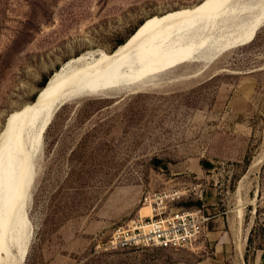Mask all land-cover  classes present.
Here are the masks:
<instances>
[{"label": "rangeland", "instance_id": "1", "mask_svg": "<svg viewBox=\"0 0 264 264\" xmlns=\"http://www.w3.org/2000/svg\"><path fill=\"white\" fill-rule=\"evenodd\" d=\"M201 1L0 0V134L64 63L112 52L150 18ZM242 6L202 39L244 23ZM199 68L182 65L155 73L145 91L85 95L56 110L41 138L19 264H264V25ZM198 200L212 218L195 250L98 249L144 205L169 215Z\"/></svg>", "mask_w": 264, "mask_h": 264}, {"label": "bare ground", "instance_id": "2", "mask_svg": "<svg viewBox=\"0 0 264 264\" xmlns=\"http://www.w3.org/2000/svg\"><path fill=\"white\" fill-rule=\"evenodd\" d=\"M240 5L250 14L244 23L227 35L202 39L212 37L218 21L226 22V15ZM263 25L264 0H202L150 18L112 52L92 50L64 63L34 102L10 113L0 134V264H19L23 258L41 138L59 107L85 95L114 97L123 90L145 91L154 85L155 73L159 76L186 64H199V73L224 51L249 41ZM116 82L129 85L114 86ZM140 214L154 216L150 205H144Z\"/></svg>", "mask_w": 264, "mask_h": 264}, {"label": "built area", "instance_id": "3", "mask_svg": "<svg viewBox=\"0 0 264 264\" xmlns=\"http://www.w3.org/2000/svg\"><path fill=\"white\" fill-rule=\"evenodd\" d=\"M180 192H172L153 199L155 204H164L165 199L175 200ZM159 200V201H158ZM162 207H153L154 216L142 217L128 226L114 230L104 243H98V249L113 252L130 247L198 248L207 237L208 217L202 209L182 210L165 215Z\"/></svg>", "mask_w": 264, "mask_h": 264}, {"label": "trees", "instance_id": "4", "mask_svg": "<svg viewBox=\"0 0 264 264\" xmlns=\"http://www.w3.org/2000/svg\"><path fill=\"white\" fill-rule=\"evenodd\" d=\"M124 42H125V40L122 41V42H120V44H122V43H124ZM117 46H118V45H117ZM47 81H48V79L45 80V83L43 84V86H45V84L47 83ZM43 86H42V87H43ZM155 163H158V164H159V163H161V160L156 159V160H155ZM247 164H249L248 159H247ZM201 165H202V167L205 168V169H211V168L214 167V164H213L211 161L207 160V159H203V160H201ZM195 204L198 205V206H193L194 204H193V205L191 204V206H189L188 208L183 209V210L202 209L203 212H204L208 217H210L209 220L207 221V235H209V233H210L209 221H210V219L212 218V216H211V214H210L209 212H206V211H205V209L203 208V206L201 207L202 202H201L200 200H198ZM263 236H264V231H263ZM250 239H251V238H250ZM164 248H165V247H164ZM259 249L264 250V242H263V246H260ZM245 258H246V261H247V257H245Z\"/></svg>", "mask_w": 264, "mask_h": 264}, {"label": "crops", "instance_id": "5", "mask_svg": "<svg viewBox=\"0 0 264 264\" xmlns=\"http://www.w3.org/2000/svg\"><path fill=\"white\" fill-rule=\"evenodd\" d=\"M262 259H263L262 256H260V261H262ZM260 263H261V262H260Z\"/></svg>", "mask_w": 264, "mask_h": 264}]
</instances>
